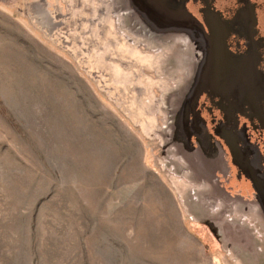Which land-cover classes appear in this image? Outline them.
Returning <instances> with one entry per match:
<instances>
[{
	"label": "rangeland",
	"instance_id": "obj_1",
	"mask_svg": "<svg viewBox=\"0 0 264 264\" xmlns=\"http://www.w3.org/2000/svg\"><path fill=\"white\" fill-rule=\"evenodd\" d=\"M254 165L264 0H0V264H248Z\"/></svg>",
	"mask_w": 264,
	"mask_h": 264
},
{
	"label": "crops",
	"instance_id": "obj_2",
	"mask_svg": "<svg viewBox=\"0 0 264 264\" xmlns=\"http://www.w3.org/2000/svg\"><path fill=\"white\" fill-rule=\"evenodd\" d=\"M216 150L218 151L217 159L210 160V163L208 166L209 167L208 173L212 172L211 168L213 169V171H215V169L218 168L215 172H217L218 177L223 179L224 173H227L228 171L227 169H230V166L227 165V169H226V166L223 163L224 158L221 153V150L219 151L217 147H216ZM260 173L262 175V180H263L261 181L259 179L260 188L264 192V175L262 174L261 171ZM239 182L240 181L234 182L233 180L232 184L235 185L236 183H239ZM254 186H256L255 182H254ZM247 191L249 192V190ZM263 207H264V202H263ZM248 216L251 220L254 221L252 222L253 226L245 224L243 227L239 228V227H236L237 224H235L236 226H234L231 233L228 235L227 242L230 244L229 247H244V248L247 247L249 252L251 251L250 255L248 256L244 254L245 261L248 262V264H251V263L256 264L255 263L256 260H258L257 264H261L262 263L261 258H262V255L264 254V228L261 227L260 221L261 220L264 221V213L261 211L255 210V211L249 212ZM255 247H262V249L260 252H258ZM262 264H264V261Z\"/></svg>",
	"mask_w": 264,
	"mask_h": 264
},
{
	"label": "bare ground",
	"instance_id": "obj_3",
	"mask_svg": "<svg viewBox=\"0 0 264 264\" xmlns=\"http://www.w3.org/2000/svg\"><path fill=\"white\" fill-rule=\"evenodd\" d=\"M234 142H231V144L232 145H234L233 144ZM253 168V170H252V172H251V178L254 180V182H255V187L258 189V191H259V196L261 197V201L262 202H264V192L261 190V188H260V183H259V179L261 180V181H263L262 180V175H261V173H260V171H259V169H258V167H257V165H254V167H252Z\"/></svg>",
	"mask_w": 264,
	"mask_h": 264
},
{
	"label": "built area",
	"instance_id": "obj_4",
	"mask_svg": "<svg viewBox=\"0 0 264 264\" xmlns=\"http://www.w3.org/2000/svg\"><path fill=\"white\" fill-rule=\"evenodd\" d=\"M168 148L169 147H166V150H165V154L167 155V157L168 158H166V159H169V158H172L173 156L175 157V158H179L181 161H183V159H182V157L181 156H175V153H173V151L171 150V153L170 152H167V150H168ZM173 166V165H172ZM189 171V169L188 168H186V170H185V172H188ZM209 202V201H208ZM212 202H214L213 204V206L211 207V211H217L219 208H220V201L219 200H217V201H215V200H212Z\"/></svg>",
	"mask_w": 264,
	"mask_h": 264
},
{
	"label": "flooded vegetation",
	"instance_id": "obj_5",
	"mask_svg": "<svg viewBox=\"0 0 264 264\" xmlns=\"http://www.w3.org/2000/svg\"><path fill=\"white\" fill-rule=\"evenodd\" d=\"M233 144H234L233 146H235V145H236V143H235V142H234ZM248 189H249V187H248ZM246 190H247V189H246ZM249 191H250V190H249Z\"/></svg>",
	"mask_w": 264,
	"mask_h": 264
}]
</instances>
